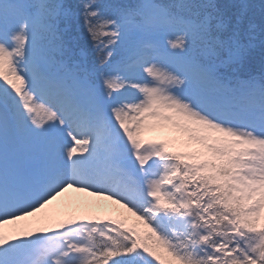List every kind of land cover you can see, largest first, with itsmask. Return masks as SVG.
<instances>
[{
	"label": "snow or ice",
	"instance_id": "snow-or-ice-1",
	"mask_svg": "<svg viewBox=\"0 0 264 264\" xmlns=\"http://www.w3.org/2000/svg\"><path fill=\"white\" fill-rule=\"evenodd\" d=\"M20 8L25 11L15 27L0 39V103L10 101L15 113L35 129L66 136L70 172L66 179L50 175L33 203L0 219V264H28L19 259L28 249H36L39 256L31 264H264V85L256 111L214 114L162 86L183 81L151 65L144 72L152 84L106 76L103 87L109 98L128 89L139 97L112 106L110 114H98L82 127L46 102L36 80L27 75L30 22L46 11L51 19L63 5L0 3V18L7 24ZM80 8L82 27L107 64L113 55L108 49L120 37L117 21L102 16L95 0ZM205 35L216 55L224 49L238 57L237 35L224 40L211 36L207 27ZM169 44L185 48L183 37ZM95 125L115 132L131 154L133 170L113 162L103 175L88 174L100 142ZM163 129L181 134L182 150L169 151L174 145L168 142L144 140L146 132ZM69 189L111 201L135 221L112 215L69 217L38 232L25 230L23 238L16 237L19 243L2 231L29 217L48 221L49 216L40 214Z\"/></svg>",
	"mask_w": 264,
	"mask_h": 264
},
{
	"label": "rangeland",
	"instance_id": "rangeland-1",
	"mask_svg": "<svg viewBox=\"0 0 264 264\" xmlns=\"http://www.w3.org/2000/svg\"><path fill=\"white\" fill-rule=\"evenodd\" d=\"M38 4H46L45 0H39ZM214 0H181L180 10L183 11L180 18L175 23L176 30L171 36L165 33L160 28L155 30V35L152 40L144 43V48L132 50L128 56V60L131 61L130 72L131 80L129 82L136 83H149L152 84L154 81L151 77H148L144 72V68L147 66L155 65L151 62V58L154 55H158L166 64V66L175 74L185 79H188L192 86H189L185 91L182 92L174 85H162L166 86L170 92L184 98L187 101L194 102L201 108H205L214 114L220 113H239L238 109L240 105L249 104L252 109L251 112L256 111V104L259 100V89L254 87L252 89L240 88L232 89L228 85L216 80L210 70L201 67L197 62H191L185 60L179 56L177 49L170 47L169 41L175 40L177 37H183L186 40L192 37L195 41L199 40L198 30L200 27L206 25L205 15L208 14L214 8ZM195 14L193 15L192 13ZM20 19L19 14L13 17L9 16L7 24L0 18V39L4 38L5 33L10 34L15 27V22ZM196 19H200L199 22ZM47 29L46 25L39 18H34L30 22L29 30L31 31V37L35 38L38 35V30ZM29 52V51H28ZM42 57L40 53L36 56L29 54V64L27 69V75L30 78L36 80L37 91H40L43 87L51 86L56 84L59 80L68 81L74 83L77 93L73 96V100L70 101V105L73 108L80 106V100H86L89 93V88L84 86L79 80H75L74 76L70 71L66 70L65 64L60 66L55 72L42 76V64L39 60ZM61 69V70H60ZM93 98H98V92L92 93ZM139 94L134 90L128 89L121 94H115V104L121 102L127 103L129 101L138 99ZM48 101V100H47ZM53 104L52 102H49ZM54 105V104H53ZM113 105V106H114ZM2 104L0 103V111ZM97 111L88 110L83 113V119L80 122L71 115L74 122L80 124L82 127H86L90 122H94L95 117L99 115L110 114L111 107L107 102L99 101L97 103ZM245 112L242 109L243 113ZM5 120L8 122V126L12 127L15 134L20 135L22 132L31 134L30 130L24 128L23 123L17 120L11 119L5 114ZM11 129V128H10ZM94 133L100 137L101 141L107 142V147L111 148L118 155H123L127 158V151L125 148L119 146V140L116 138L114 131L105 129L100 125H95L93 128ZM169 133L171 136L164 139H151L152 136L157 134ZM177 135L175 138L174 136ZM43 141L40 142V151L43 152V157L35 165L34 168H27L23 177L15 175V181L13 186L8 185L2 174H0V193L4 194V199L0 201V219L5 217L11 218L12 215L17 214L19 209L26 207L27 205L34 202V194L38 192L40 187L44 185L45 181L52 174L58 175L61 179H66L70 172V165L66 158V147L69 144V140L60 131L53 130L50 132H43L39 130L37 137ZM145 141H164L170 145H174L169 148V151L182 150L180 143L178 142L182 137L181 134L173 129H163L149 131L144 134ZM186 140V137H183ZM107 151V149H106ZM97 153L105 152L104 149H97ZM87 155V154H86ZM110 157H116V154L110 153ZM132 159V157H131ZM120 165L129 169V166ZM91 167L94 174H99L98 165L96 164L95 158L91 160ZM132 168L134 164L131 163ZM88 174L89 171L87 170ZM137 178L143 183L144 177L138 172ZM90 203L93 207L90 208L91 215L96 216H117L127 217L129 222H134L135 218L130 217L129 214L120 209L118 205L113 204L111 201L103 200L98 197L90 196L83 192H77L69 189L60 198L54 201L40 215H47L50 217L48 221H42L39 217H29L18 224H8L2 229L4 234L14 242H21L16 240V237H24V231L38 232L39 229L52 226L60 221L66 220L69 217H81L85 216L84 213H80L81 209L77 208L78 205ZM96 213H95V212ZM39 234V233H38ZM49 235H53L50 233ZM32 239H36L35 236ZM19 259L31 264L32 261L39 259L38 252L36 249H28L19 257Z\"/></svg>",
	"mask_w": 264,
	"mask_h": 264
},
{
	"label": "trees",
	"instance_id": "trees-1",
	"mask_svg": "<svg viewBox=\"0 0 264 264\" xmlns=\"http://www.w3.org/2000/svg\"><path fill=\"white\" fill-rule=\"evenodd\" d=\"M36 1L0 0V3L35 5ZM85 2L86 0H46V4L63 5V8L56 9L51 14V19L48 11L45 12L41 19L47 29H41L37 39L29 38L28 48L35 54L43 55L41 60L44 73L65 63L75 70L76 78L101 90L102 98L113 105V99L106 95L103 87L104 78L119 75L127 81L131 80L130 66L123 64L128 61L127 56L137 47L144 48V43L152 40L157 28L168 34L172 31L171 22L174 17L179 16L178 5L181 0H95L101 15L116 20L120 31L117 43L108 49L113 55L107 64L102 63L101 54L82 27L80 6ZM214 5L205 15L206 25L198 30L199 40L195 41L192 37L185 40V48L180 49L181 54L209 68L215 78L231 87L264 85V0H214ZM17 10L20 14L25 11L23 8ZM30 10L36 11L34 8ZM196 21L199 22L200 19ZM221 23L223 28L218 29L217 25ZM205 27L209 28L211 36H219L224 40L237 35L241 46L238 57L230 56L224 49H218L219 55H216L208 43ZM151 60L158 68L165 70L156 56ZM180 85L187 84L183 81ZM72 94L71 85L62 81L52 85L47 96L57 106L65 104L67 110L70 107L68 101L64 100L70 99ZM89 104L88 101L83 105ZM7 106L26 128L38 133V129L15 113L10 101ZM32 142L34 143L33 140Z\"/></svg>",
	"mask_w": 264,
	"mask_h": 264
},
{
	"label": "bare ground",
	"instance_id": "bare-ground-1",
	"mask_svg": "<svg viewBox=\"0 0 264 264\" xmlns=\"http://www.w3.org/2000/svg\"><path fill=\"white\" fill-rule=\"evenodd\" d=\"M170 136L171 135L169 133L157 134V135L152 136L151 139H164V138H169ZM176 136L177 135H175L174 138ZM97 149H107V152H103L100 155L96 153L95 156H94L96 164L98 165V171H99L98 175H103L105 173L106 168L109 165H111L113 162H118L117 160H121L123 163H127V162L131 161V154L129 152L126 153L127 158H125L123 155H118L117 159L109 157L108 153L112 152V149L107 147V142H105V141H101L100 140L99 144L97 145ZM91 165L92 164H91V161H90L89 165L87 166V170L89 171V175H93L94 174L93 169L90 168Z\"/></svg>",
	"mask_w": 264,
	"mask_h": 264
},
{
	"label": "water",
	"instance_id": "water-1",
	"mask_svg": "<svg viewBox=\"0 0 264 264\" xmlns=\"http://www.w3.org/2000/svg\"><path fill=\"white\" fill-rule=\"evenodd\" d=\"M121 145H122V146H124V144H123V143H121Z\"/></svg>",
	"mask_w": 264,
	"mask_h": 264
}]
</instances>
